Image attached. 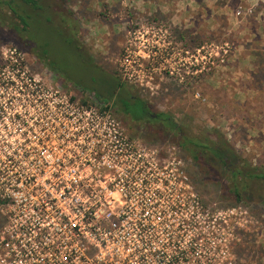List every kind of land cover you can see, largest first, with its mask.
I'll return each instance as SVG.
<instances>
[{"label": "rangeland", "instance_id": "374dc122", "mask_svg": "<svg viewBox=\"0 0 264 264\" xmlns=\"http://www.w3.org/2000/svg\"><path fill=\"white\" fill-rule=\"evenodd\" d=\"M49 2L71 13L78 23L79 40L86 44L103 68L98 63L84 62L65 40L66 36L63 38L56 33V25L35 23L29 31L37 42V51L46 56L52 70L33 53V43H25L18 34L0 26V82L10 75L6 62L20 59L30 73L61 96L73 97L77 102L87 99L93 106L101 104L97 101V97H101L132 139L156 146L164 153L174 147V155L181 159L197 198L213 221L208 224L215 226L214 235L208 240H199L196 245L195 263L264 264V198H258L252 188L251 198L243 194L241 200H236L226 191L228 181L223 175L219 181L205 166L191 159L179 146L178 138L168 133L163 120L143 116L134 102L126 109L133 112L136 120L128 119L122 111L114 110L113 93L110 92L113 82L116 89L120 86L116 74L125 77L136 87L132 94L140 90L150 103V113H169L194 134H208L212 138L224 136L240 159L264 169V150L256 151L257 147L247 141L236 144L227 136L228 123L223 118V108L233 101L237 88L249 84L244 76L252 73L262 80L264 75V0ZM164 36V43L171 42L178 52L176 60L171 56L161 65L159 52L154 58H148L152 64L146 58L140 59L139 54L143 52L135 46L158 38L162 43ZM134 60L144 64L136 67ZM251 61L252 66L249 65ZM191 62L195 64L193 68ZM195 69L197 73L192 75L190 72ZM2 91L0 102H5L8 108H20L19 122L41 121L26 105L13 101L12 106L10 98L13 95L7 94L9 89ZM250 100L254 102V110L258 107L262 115L248 119H252V125L261 127L264 98L261 95L252 99L251 96ZM208 217L200 215L198 218Z\"/></svg>", "mask_w": 264, "mask_h": 264}, {"label": "built area", "instance_id": "2783aa9c", "mask_svg": "<svg viewBox=\"0 0 264 264\" xmlns=\"http://www.w3.org/2000/svg\"><path fill=\"white\" fill-rule=\"evenodd\" d=\"M165 38L135 46L140 59L176 60ZM22 63L6 62L0 92L41 121L0 102V264H196L195 225L205 240L215 226L175 148L132 139L111 108L53 92Z\"/></svg>", "mask_w": 264, "mask_h": 264}, {"label": "trees", "instance_id": "16d2710c", "mask_svg": "<svg viewBox=\"0 0 264 264\" xmlns=\"http://www.w3.org/2000/svg\"><path fill=\"white\" fill-rule=\"evenodd\" d=\"M35 23L40 26L56 25V33L63 38L66 36L65 40L72 45L74 51L78 54L81 52L78 23L70 12L64 11L58 4L54 5L49 0H0V26L18 34L25 43H33V53L45 67L50 69L46 56L37 51V42L31 34L29 35V31ZM112 86L113 89H116L114 82ZM127 98L129 101L125 100L122 109L124 114L132 112L128 111L126 107L130 101H135L133 98ZM97 101L104 104L103 108H111L108 103L103 102L101 97H97ZM81 102L89 103L87 99H82ZM134 103H137L142 115L147 111L150 112V107L145 106L143 101L139 100ZM145 110L146 112H144ZM151 115L147 117L152 119ZM156 119L164 121L168 133H173L178 138L179 146L189 154L191 159L201 166H205L215 177L219 178V181L223 175V178L228 181V184L225 185L226 191L236 200H241L243 194L251 198L252 188L258 193V198H264V169L251 166L240 159L224 136L218 135L212 138L208 134H194L188 126L178 124L166 112H159L157 118L153 120ZM204 228L205 226L202 224L195 225L197 241L205 239L206 233L210 231V229L204 230Z\"/></svg>", "mask_w": 264, "mask_h": 264}, {"label": "crops", "instance_id": "0c3cea01", "mask_svg": "<svg viewBox=\"0 0 264 264\" xmlns=\"http://www.w3.org/2000/svg\"><path fill=\"white\" fill-rule=\"evenodd\" d=\"M248 64V62H245ZM253 65V62H249ZM249 79V84L245 88L238 87L236 92H234V99L231 103H228L225 108H223V118H225L228 123L227 136L231 138L236 144H243L245 141L256 146V151L264 150V124L261 127L254 126L251 124L252 119H248L249 116L262 115L254 110V102L250 100L254 97L263 96L264 98V75L262 80L256 76V74L244 76ZM248 83V81H246ZM240 84V83H239ZM242 86V84H241ZM264 104V102H263ZM262 105V103L260 104ZM229 118V119H227Z\"/></svg>", "mask_w": 264, "mask_h": 264}, {"label": "flooded vegetation", "instance_id": "af4514ba", "mask_svg": "<svg viewBox=\"0 0 264 264\" xmlns=\"http://www.w3.org/2000/svg\"><path fill=\"white\" fill-rule=\"evenodd\" d=\"M80 51H81V52H79L80 57L82 58V60L84 62H87V63L88 62H90V63H98L95 60L93 54L87 48L86 44L84 42H82V41H81V44H80ZM99 65H100V67L103 68L102 64H99ZM116 76L118 77L120 86L118 87V89H113L111 87V90L112 91H110L111 93H113V98H112V101L111 102H112V106H113L114 110H117V111L120 110V111H122V109L124 108V102H125V100L129 101L127 97H130V98L135 99V101H133V102H136V101L141 100V101H143V103H145V106H150L149 105L150 103L147 101V99L146 98H143L140 90L138 92L137 91L135 92V93H137L136 95H133L132 94L135 91L136 87L133 86L128 79H126L125 77H122V76L120 77L117 74H116ZM133 102L130 101L129 104L130 103H133ZM119 108H122V109H119ZM144 112H146V110ZM158 113L159 112H156V113H153L151 115V113L149 111H147L143 116L146 117L148 115H151V118L152 119H155V118H157V114ZM122 114L124 116H127L128 119H132V118L135 119V117L132 116L133 115L132 112H128L127 114H124L123 111H122Z\"/></svg>", "mask_w": 264, "mask_h": 264}, {"label": "clouds", "instance_id": "9594fccd", "mask_svg": "<svg viewBox=\"0 0 264 264\" xmlns=\"http://www.w3.org/2000/svg\"><path fill=\"white\" fill-rule=\"evenodd\" d=\"M145 31H147V29H146ZM141 55H146V54L141 53ZM108 195H109V196H113V197H115L116 200H119V199H120V197H119V193H118V192H111V193H108Z\"/></svg>", "mask_w": 264, "mask_h": 264}]
</instances>
